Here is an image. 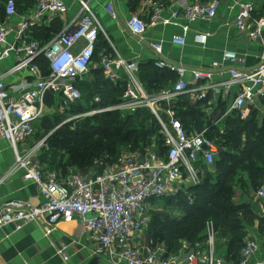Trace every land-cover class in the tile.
<instances>
[{
    "label": "built area",
    "instance_id": "built-area-1",
    "mask_svg": "<svg viewBox=\"0 0 264 264\" xmlns=\"http://www.w3.org/2000/svg\"><path fill=\"white\" fill-rule=\"evenodd\" d=\"M78 1L82 6L80 15L45 44L33 37L32 26L44 16L63 18L68 11L64 0H36L35 10L22 19L14 43L8 41L12 26L0 23V61L14 52L17 62L10 72L27 69L33 76L17 98L8 90L4 76L0 77V136L8 140L16 152L15 168L23 170L24 179L34 184L44 198L39 205L25 201H7L0 205V227L12 224L19 230L24 224L36 221L49 235L56 224L78 219L94 240L93 253L115 264H227L216 253L217 231L212 220L207 222L205 241L190 250L184 260L172 256L164 243L150 240L144 244L139 237L145 233L152 218L151 212L157 209L162 199L185 191L193 202L188 189L202 182L201 165L213 166L227 150L222 143L207 136L209 126L191 132L178 117L175 101L186 94H195L198 100L204 101L206 122L212 126H218L220 120L233 112L247 119L256 101L264 98V54L250 69L243 67L244 58L232 50H224L222 59L213 61L208 67L189 68L166 58L162 41H152L149 47L156 56L155 66L174 72L177 80L169 88L147 93L139 79L136 62L126 60L114 48L113 53L101 52L98 65L104 78L114 84L125 82L122 101L113 106L94 107L74 117L148 107L158 119L167 150L161 153L155 149V144L145 149L125 148L114 160L109 155L95 157L87 170L76 166L65 170H44L40 155L49 150L48 136L29 149L21 150V145L37 135V126L46 115L49 94L59 97L60 108L82 100L83 93L77 81L94 66L100 34L109 39L89 2ZM232 1L238 8L235 20L238 30L245 32L250 40L264 45V15L254 14L255 1ZM219 4L220 0L191 2L173 10L170 17L163 18L164 6L158 3L148 21L137 14L132 15L127 21V29L143 39L149 26L174 24L173 18L188 22L211 19L217 15ZM108 10L112 11V6ZM16 13L15 1L8 0L7 16ZM184 28L187 30L188 25ZM207 40L206 32L195 35L197 43L204 45ZM172 42L185 45V35H173ZM40 58L48 61L50 71L47 75L37 63ZM188 73L193 76L194 86L186 79ZM216 75H227V78L216 82ZM234 90L235 95L226 113L215 114L220 98H224V102L230 101ZM94 101L100 102V97L96 96ZM256 195L264 200V183L256 190ZM259 248L255 238L247 237L234 264H250ZM68 249L69 244L65 242L57 246V253L65 262L70 259Z\"/></svg>",
    "mask_w": 264,
    "mask_h": 264
},
{
    "label": "crops",
    "instance_id": "crops-1",
    "mask_svg": "<svg viewBox=\"0 0 264 264\" xmlns=\"http://www.w3.org/2000/svg\"><path fill=\"white\" fill-rule=\"evenodd\" d=\"M64 1L68 5V11L63 18H59L62 23V28L76 16L80 15L82 9L78 0ZM86 1L89 2L92 11L104 27L109 37V39L106 40L111 48L116 49L126 60L136 62L139 66L146 64L155 66L154 61L156 56L154 51L149 47V43L152 41H162L164 56L173 62L182 63L189 68L208 67L213 61L222 59L224 50H232L244 58L243 67L250 69L258 64L260 57L264 54L263 44L258 41L250 40L245 32H241L236 27L235 20L238 8L234 5L232 0H220L218 13L211 19H198L193 22H188L183 18H173L174 24L159 23L151 25L143 34V39L131 34L127 29V21L132 15L137 14L143 20L148 21L154 6L160 3L164 6L162 17L168 18L171 16L173 10L181 9L191 2L202 0ZM254 1L256 5L254 14L264 15V0ZM28 2H30V0H28ZM6 3V0H0V8L2 6V10L5 13L0 23L6 22L12 26V32L8 36V41L9 43H14L16 32L19 29L22 19L30 16L35 10L36 1L34 0L33 3L30 2L28 4L24 1L19 6L16 15L12 17L6 14ZM109 6H112V11L108 10ZM111 13H114L116 17H113ZM53 19L55 18L44 16L38 24L33 26L49 27ZM184 25H188L187 30H185ZM198 32L208 33V40L204 45L195 41V35ZM175 34L185 35L186 44L183 46L174 44L172 42V36ZM16 62L17 56L14 52H12L8 58L0 61V77L4 76L7 88L15 98L19 96L23 86L31 82L33 78L32 74L27 69L10 72ZM97 66V63L94 62L93 68ZM165 70L169 76H171V79H167L166 82L162 84L160 90L173 86L177 80V75L174 72L168 71L167 69ZM223 78H227V75H216L214 81L217 82ZM186 79L190 81L191 86L195 85L192 74H186ZM92 80H94V73L92 74ZM141 83L144 90L150 93L147 89V83L142 81ZM157 91L153 89L152 93ZM234 95L235 90L231 95L230 101L227 100V102L223 101L224 98H220L217 102L218 106L215 114H217V112L226 113ZM184 98H186L191 105L200 102V107L203 111L205 105L204 101L198 100L195 94H186ZM177 101L178 100L175 101V105L177 103L175 109L179 106ZM56 107V105L47 104L45 108V117L49 116L50 112ZM252 112H256V118L258 120H264V98H260L256 101L255 108L251 111L249 116ZM231 114H228V117L231 116ZM44 118H42L39 124L42 123ZM226 119L227 117L220 120L217 126L218 133L216 136L219 139H222L223 134H225ZM208 123H206L207 126ZM183 124L191 132H199L194 124ZM41 125L42 124H40V126ZM46 136L37 133V135L30 138L25 145H21V150L29 149L34 143ZM44 155H46L45 150L40 155V161L44 170H47L46 165L49 163L47 159L42 160ZM15 165V150L8 140L0 136V205L7 201H25L33 205H39L44 200L43 196L39 193L34 184L24 179L23 170L16 169ZM204 165L205 164L201 165L202 172V167ZM208 168L210 170L214 169L213 166H208ZM248 180L246 179L245 181V191L248 190V192H243L244 189L239 188V193L236 191L233 200L239 205L248 206L253 214L264 216V200L258 198L256 195L257 189H255L253 183L250 180L248 182ZM245 229L247 234L244 237V242L247 237H253L258 241L260 246L259 250L252 256L250 264L256 262H263L264 264V230L261 229L259 220L256 219L251 224L246 225ZM148 230L147 228L145 233L139 237V240L144 244L153 240L149 237ZM62 242L69 244L68 251L70 259L68 262H65L62 256L57 253V246ZM228 245L229 238L217 233L216 253L218 256L222 257L227 264H234L236 260L228 258L227 256L229 251ZM93 247L94 240L78 219H74L71 222H60L56 224L54 230L49 235L45 234L44 229L36 221L24 224L19 230H16L15 226L12 224H6L0 227V264H115L103 256L94 254ZM187 247L188 245L185 244V247L179 252L170 254L172 256L175 255L179 260H184L187 253L194 249V247ZM119 264L124 263L121 262Z\"/></svg>",
    "mask_w": 264,
    "mask_h": 264
},
{
    "label": "trees",
    "instance_id": "trees-1",
    "mask_svg": "<svg viewBox=\"0 0 264 264\" xmlns=\"http://www.w3.org/2000/svg\"><path fill=\"white\" fill-rule=\"evenodd\" d=\"M14 1L17 10L24 1L27 4L34 2V0L33 2L32 0L30 2L28 0ZM4 14L1 6L0 21L4 18ZM61 30L62 23L59 18H55L49 27L32 26V35L45 44ZM103 51L113 53L104 35L100 34L94 58L97 65ZM37 63L43 74H49V64L45 58L38 59ZM98 66L92 67L94 80L91 76L93 73L91 72L89 76V72L83 79L77 81L83 98L69 106L73 114L84 112L85 107L90 110L94 107L117 105L122 101L125 82L120 84L110 82L104 78L103 71L99 70L102 68ZM138 76L142 82L147 83L150 93L153 89L160 90L162 84L167 79H171L165 69H159L151 64L139 66ZM96 96L100 97V102L94 101ZM59 100V97L55 98L49 94L46 103L58 106ZM177 102L180 106L176 107L177 115L182 122L192 123L197 130L202 131L207 122L200 102L191 105L184 96L178 98ZM78 119L81 118L62 125L48 135L49 150H45L48 156L44 155L42 160L47 159L48 163L55 167L58 158L61 157L62 160L65 151L68 150L70 156L67 166L72 165L87 170L97 156L109 155L111 160H114L124 147L131 150L150 147L153 139L156 138L157 130L161 138L157 139L155 149L161 153L167 150L158 119L148 107H138L131 112H122L119 109L109 110L86 116L81 121ZM51 121L49 116L42 121L47 134L55 126ZM208 126L207 136L222 143L227 150L214 163V171L206 165L202 167V182L188 189L193 196V202H190L185 191L161 200L175 203L182 212L176 215L167 210H153L149 224V237L157 243H164L169 253H176L184 248L185 244L188 245L187 248L202 244L207 236V222L212 220L217 233L229 238L228 258L237 261L247 234L245 226L258 219L261 229L264 230V216L253 214L248 206L235 203L231 194L235 175H242L243 188L246 187L247 178L253 183L255 189L264 183V120H258L256 112H252L247 119L240 118L234 112L225 120V134L222 139L216 136L217 126H212L210 123ZM55 168L66 169L62 162Z\"/></svg>",
    "mask_w": 264,
    "mask_h": 264
},
{
    "label": "rangeland",
    "instance_id": "rangeland-1",
    "mask_svg": "<svg viewBox=\"0 0 264 264\" xmlns=\"http://www.w3.org/2000/svg\"><path fill=\"white\" fill-rule=\"evenodd\" d=\"M91 72H92V69H91V71H90V73H89V76H90V74H91ZM88 75V74H87ZM92 76V75H91ZM89 78V77H88ZM89 80H90V78H89ZM89 109V108H88ZM86 107H85V109L83 108V110H84V112H82V113H87L88 111H90V110H88ZM122 112H126V111H134V110H121ZM76 114H73V112L71 111V108H69V107H65V108H60V107H56L54 110H52L51 112H50V115H49V117H50V119L52 120L51 122H52V124L53 125H55L54 126V128L47 134V130L46 129H44V127H43V125H41L40 126V124L37 126V133H40V135H42V136H46V135H50L51 133H53V131L54 130H56L57 128H59V127H61L62 125H65V124H68L69 122H72L73 120H75L76 118L74 117ZM86 116H90V115H85V116H83V117H81V119H78V121H81L82 120V118H84V117H86ZM42 124V123H41ZM42 127V128H41ZM73 128V127H72ZM158 133V134H157ZM157 133H156V138L155 139H153V144L152 145H150V146H153L154 144H156V142H157V139H159V138H161V137H159V132H158V130H157ZM122 149H125V147L124 148H122ZM69 156H70V152L68 151V150H66L65 151V153H64V156H63V158H62V160H61V157H59L58 158V163H56V166L57 165H59L61 162L63 163V167L64 168H67V167H69V166H67L68 164H67V160H68V158H69ZM66 164V165H65ZM55 166V167H56ZM72 166V165H71ZM55 167H53V166H51L50 164H47L46 165V169H54ZM59 168V167H58ZM215 169H213L212 171H214ZM242 180H243V177H242V175L240 174V175H235L234 176V179H233V184H232V190H231V194L233 195L232 197L234 198L235 197V194H236V191L239 193V188H243L242 187ZM247 180H248V178H247ZM248 182H249V180H248ZM245 188L246 187H244L243 189V192L245 191ZM245 192H248V190L247 191H245ZM173 197V196H172ZM159 205H157L156 207H157V209H155V210H167V211H170L171 213H173V214H179V213H181L182 211V209H179V208H177L176 206L177 205H175V203L173 204V203H167V201L166 200H164V201H159ZM153 211V210H152ZM150 228V225L148 226V229ZM148 232H149V230H148Z\"/></svg>",
    "mask_w": 264,
    "mask_h": 264
}]
</instances>
